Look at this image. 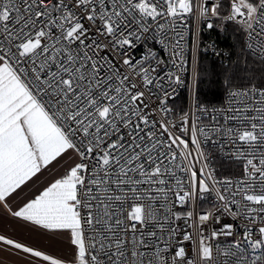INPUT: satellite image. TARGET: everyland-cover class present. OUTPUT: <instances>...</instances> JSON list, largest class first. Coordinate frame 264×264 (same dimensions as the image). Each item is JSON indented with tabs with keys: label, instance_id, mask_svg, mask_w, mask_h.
Wrapping results in <instances>:
<instances>
[{
	"label": "snow or ice",
	"instance_id": "6c2138e0",
	"mask_svg": "<svg viewBox=\"0 0 264 264\" xmlns=\"http://www.w3.org/2000/svg\"><path fill=\"white\" fill-rule=\"evenodd\" d=\"M0 264H264V0H0Z\"/></svg>",
	"mask_w": 264,
	"mask_h": 264
},
{
	"label": "trees",
	"instance_id": "16d2710c",
	"mask_svg": "<svg viewBox=\"0 0 264 264\" xmlns=\"http://www.w3.org/2000/svg\"><path fill=\"white\" fill-rule=\"evenodd\" d=\"M211 38L216 42V44L224 49H227L230 44L231 40L229 37L223 36L217 32H213L211 34ZM202 60L209 65H211L213 62L212 59L208 58L207 56H202ZM200 93L202 98H205L209 102H215L219 95V90L216 87L215 84L211 83L208 80H204L200 84ZM187 100V92L183 93L179 99L174 101L176 104H183Z\"/></svg>",
	"mask_w": 264,
	"mask_h": 264
},
{
	"label": "built area",
	"instance_id": "2783aa9c",
	"mask_svg": "<svg viewBox=\"0 0 264 264\" xmlns=\"http://www.w3.org/2000/svg\"><path fill=\"white\" fill-rule=\"evenodd\" d=\"M212 33H213V32L205 31V32L203 33V35H202V39H203L205 42H207V43H210V42L214 41V40L211 38V34H212ZM215 43H216V42H215ZM218 47L221 48V49H224V48H222V47H220V46H218ZM202 56H207L208 58H210V59H212L213 61L216 62V58L211 54V52L204 53ZM185 92H187L186 89H178V94H177L176 97L173 98V102L176 101L177 99H179V98L181 97V95H182L183 93H185Z\"/></svg>",
	"mask_w": 264,
	"mask_h": 264
}]
</instances>
